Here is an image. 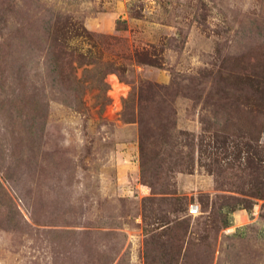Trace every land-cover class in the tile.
Returning <instances> with one entry per match:
<instances>
[{
  "label": "rangeland",
  "instance_id": "obj_1",
  "mask_svg": "<svg viewBox=\"0 0 264 264\" xmlns=\"http://www.w3.org/2000/svg\"><path fill=\"white\" fill-rule=\"evenodd\" d=\"M0 264H264V0H0Z\"/></svg>",
  "mask_w": 264,
  "mask_h": 264
},
{
  "label": "bare ground",
  "instance_id": "obj_2",
  "mask_svg": "<svg viewBox=\"0 0 264 264\" xmlns=\"http://www.w3.org/2000/svg\"><path fill=\"white\" fill-rule=\"evenodd\" d=\"M108 80H109V83L111 84V87H112V92H111L110 96L114 99V101H115L114 103L118 104L119 95L121 93H124L126 88L124 85H121L120 83H118L114 76H111ZM237 217H238V215H237ZM238 221H240V220L238 219Z\"/></svg>",
  "mask_w": 264,
  "mask_h": 264
},
{
  "label": "built area",
  "instance_id": "obj_3",
  "mask_svg": "<svg viewBox=\"0 0 264 264\" xmlns=\"http://www.w3.org/2000/svg\"><path fill=\"white\" fill-rule=\"evenodd\" d=\"M189 212H190L191 214H196V213L199 212V208L196 207L195 205H191V206L189 207Z\"/></svg>",
  "mask_w": 264,
  "mask_h": 264
},
{
  "label": "crops",
  "instance_id": "obj_4",
  "mask_svg": "<svg viewBox=\"0 0 264 264\" xmlns=\"http://www.w3.org/2000/svg\"><path fill=\"white\" fill-rule=\"evenodd\" d=\"M237 215H238V212L234 214V216H235V218L233 219V223H234V225L237 223V220H236ZM240 217H241V218H244L242 215H241ZM236 226H237V225H236ZM236 226H235V227H236ZM235 227H234V228H235Z\"/></svg>",
  "mask_w": 264,
  "mask_h": 264
},
{
  "label": "trees",
  "instance_id": "obj_5",
  "mask_svg": "<svg viewBox=\"0 0 264 264\" xmlns=\"http://www.w3.org/2000/svg\"><path fill=\"white\" fill-rule=\"evenodd\" d=\"M52 73H54V71H51Z\"/></svg>",
  "mask_w": 264,
  "mask_h": 264
}]
</instances>
